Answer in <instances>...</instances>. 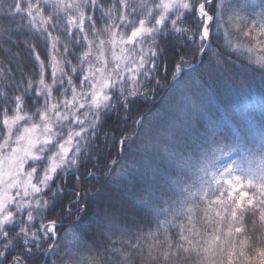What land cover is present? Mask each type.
<instances>
[{"label":"snow or ice","instance_id":"obj_1","mask_svg":"<svg viewBox=\"0 0 264 264\" xmlns=\"http://www.w3.org/2000/svg\"><path fill=\"white\" fill-rule=\"evenodd\" d=\"M232 57L264 78V0H0V264H264V126L139 132L158 91L235 85ZM101 133L135 151L108 164Z\"/></svg>","mask_w":264,"mask_h":264},{"label":"trees","instance_id":"obj_2","mask_svg":"<svg viewBox=\"0 0 264 264\" xmlns=\"http://www.w3.org/2000/svg\"><path fill=\"white\" fill-rule=\"evenodd\" d=\"M7 3H11V0H6ZM223 35V33H221ZM23 62L29 64L27 52L23 53ZM205 60V57H200ZM232 64L226 68L223 73L220 74L221 78H230L235 81V85L229 84L227 90L219 89L212 97H206L199 95L196 92L197 86L193 82L190 87H185L183 81L179 84H175L167 92H157L158 99L152 104L151 112L146 118L144 127L139 128V132L142 137L147 139L149 136H155L157 134L156 128L162 124H166L168 121L174 119L181 114H194L196 120L202 125L201 130L207 127H215L222 135L233 133V129L239 131L244 129L246 131V138L243 141L246 147H252L258 143L259 132L261 127L264 126V78L256 71H252L248 62L243 57H232ZM3 61L0 60V63ZM197 62H194L196 64ZM203 65L197 63L194 68L197 71L202 68ZM191 75L195 76L196 73L189 70ZM171 80V77H169ZM148 105L145 104V107ZM200 109L208 112L212 115V121L209 122L204 119ZM159 113V117L157 116ZM148 121H151L153 127L150 129ZM116 127V125H112ZM119 127L123 128V125ZM134 129H137V125L129 124L127 126V134L135 135ZM106 131L108 128L106 127ZM122 133L116 132V139H120ZM140 137H137V142ZM112 142V137L108 138L107 143L104 142V134H100V142L98 147L101 149L102 155L107 157L111 155L110 160H107L108 164L115 160L118 154L123 151L128 153L135 151L136 145L130 147L115 148L109 153V147ZM233 159H239L237 154L232 155ZM119 169V166H117ZM70 247L74 244H70ZM137 264H140L137 259Z\"/></svg>","mask_w":264,"mask_h":264}]
</instances>
